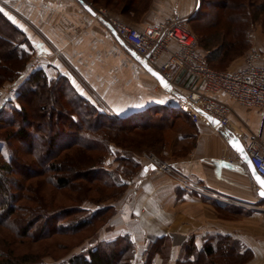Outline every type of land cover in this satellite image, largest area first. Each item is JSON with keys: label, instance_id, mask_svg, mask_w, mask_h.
Wrapping results in <instances>:
<instances>
[{"label": "crops", "instance_id": "obj_1", "mask_svg": "<svg viewBox=\"0 0 264 264\" xmlns=\"http://www.w3.org/2000/svg\"><path fill=\"white\" fill-rule=\"evenodd\" d=\"M197 3L153 0L139 22L128 21L143 28L173 11L189 19ZM0 8L27 34L31 42L27 48L41 59L37 66L28 62L23 76L35 69H43L49 79L64 75L79 94L93 103L55 54L54 50L59 49L115 113L113 118L129 116L143 121L150 115L164 114L166 122L157 153L182 173L232 199L185 190L137 151L134 158L139 165L135 173L132 177L121 176L128 182L125 193L103 203L115 208L103 227L104 232L110 228L105 232L110 237L103 239L129 234L136 246L135 257L143 258L146 247L163 238L167 248L164 253L154 254L152 264H180L179 257L193 259L189 249H201L211 238L227 235L249 254L245 264H264V197L258 193L259 185L247 162L228 142L231 135L244 141L245 130L258 129L262 114L259 106L239 104L219 92L217 97L233 107L231 126L217 127L204 118L194 121L178 110L189 90L202 86L201 81L175 67L171 85L162 86L135 51L96 12L87 9L83 0H0ZM251 41L264 49V37L257 28L252 30ZM5 100L4 96L0 99V107ZM118 150L121 148L112 146L106 157L107 168L119 164ZM222 156L233 161L223 160ZM226 209H244L245 213L223 216L221 211Z\"/></svg>", "mask_w": 264, "mask_h": 264}, {"label": "trees", "instance_id": "obj_2", "mask_svg": "<svg viewBox=\"0 0 264 264\" xmlns=\"http://www.w3.org/2000/svg\"><path fill=\"white\" fill-rule=\"evenodd\" d=\"M85 1L139 22L153 0ZM198 4L188 22L205 18V28L193 31L207 50L210 63L228 68L251 45L253 25L264 18V0H198ZM27 46H31L27 34L0 11V88L7 82L19 84L11 114H2L0 107V232L12 253L17 244L51 237L89 231L82 240L93 238L115 212L113 205L103 203L125 193L128 182L121 176L132 177L139 165L134 158L136 150L126 144H132L135 135H144V130L161 129L166 122V116L160 113L143 121L129 116L108 117L79 94L64 75L49 79L43 69H35L21 80L32 54ZM112 143L121 151L116 152L119 164L110 169L105 161ZM46 185L68 189L75 201L51 207L53 199L48 197ZM93 189L107 199L90 197L88 192ZM166 248L163 238L150 243L142 264H152L154 254L164 253ZM189 251L193 259L179 257L180 264H245L249 257L239 242L227 235L211 238L201 249ZM135 253L130 235L120 234L97 240L58 264H132ZM21 255V261L9 257L2 258L0 264H42L28 251Z\"/></svg>", "mask_w": 264, "mask_h": 264}, {"label": "built area", "instance_id": "obj_3", "mask_svg": "<svg viewBox=\"0 0 264 264\" xmlns=\"http://www.w3.org/2000/svg\"><path fill=\"white\" fill-rule=\"evenodd\" d=\"M92 7L125 44L144 57L166 78L171 80L173 70L177 67L190 72L201 81L200 88L189 90L186 101L178 112L189 114L194 121L201 118L207 119L196 109V105L217 118L219 127L226 128L231 126L233 107L219 99L217 93L225 92L239 104L259 106L262 109L260 125L256 131L245 130L243 142L256 171L264 177V50L251 46L245 52L242 64L238 67L217 68L208 60L207 50L200 46L188 19L177 11H173L157 23L140 28L108 8ZM54 51L70 75L81 85L88 98L105 115L113 117L115 113L76 67L59 49ZM40 62L41 59L36 57L33 65ZM15 85L16 83L10 84V92L15 90ZM146 156L147 161L154 168L169 174L185 190L214 196L218 199L223 197L224 200L232 201L231 198L224 197L193 176L182 173L170 162L156 154L152 153ZM221 158L233 161L231 157L222 156Z\"/></svg>", "mask_w": 264, "mask_h": 264}, {"label": "rangeland", "instance_id": "obj_4", "mask_svg": "<svg viewBox=\"0 0 264 264\" xmlns=\"http://www.w3.org/2000/svg\"><path fill=\"white\" fill-rule=\"evenodd\" d=\"M97 7H105V6H97ZM105 8H107V7H105ZM124 19H126V18H124ZM126 20L128 21V19H126ZM204 20H205V18L201 17L200 20H196L194 22L189 23L191 29L194 31H195V29H196V31L197 30H203L206 26V24L204 23L205 22ZM253 28H257L260 31L261 36L264 37V18L262 17L260 19H257L253 25ZM251 46L257 47L252 41H251V45L249 47H251ZM257 48H259V47H257ZM260 49H262V48H260ZM245 52H244V54H245ZM244 54L241 57H239L238 59H236V60L232 61L230 64H228L227 67H232V68L238 67L243 61ZM33 55L34 54L32 52L28 62L34 63V60L36 59V57ZM35 66H37V65H35ZM25 77L26 76L24 75V77L21 80H24ZM19 83H21V81ZM10 84H12V82H7L3 87L0 88L1 89L0 90V99H2L3 96H4V98H7V101L5 100L6 103L1 105V107H2L1 113L4 115H10L12 112L13 106L17 104L16 102H14V98H15L14 93L16 92L17 86L19 84L16 83L15 90L11 91V92L9 91ZM143 132H146V133L144 135H142L141 137L139 135H135L134 136L135 141L132 140L131 141L132 144H130L128 142L126 145L128 147L136 150V152L138 151V152L142 153V155L146 159H147L146 155L152 154V153L163 158L162 156H160L157 153L159 141L161 138L160 136L162 134V129H159V130L149 129V130H144ZM136 142H138V144ZM112 146L119 147L118 145H116L114 143H112ZM1 149L4 153V155L7 156L8 151H7V149L3 143L1 144ZM1 159H3V158H1V156H0V160ZM163 159H165V158H163ZM105 163L107 164V161H105ZM161 172H163V171H161ZM163 173H166V172H163ZM45 189H46V193L48 194V197L51 196V198L53 199V201L51 203V207L55 208V207L61 206V205H68V204H71L73 201H75L74 196L70 193V191L68 189L57 190L56 188L53 187V185L52 186L46 185ZM88 193H89L90 197H93V199H99V197H101V199H103V200L107 199L105 194L101 195L100 192L96 191L95 189L89 191ZM66 195H69L72 198H68V196H66ZM109 200H112V199H109ZM85 204L87 206H90L92 209L95 208L92 203H90V204L85 203ZM221 212L223 213V216L225 214L228 216H229V214L242 216V215H244L245 210L244 209H236V211H234V210L230 211V210L226 209V210H222ZM104 229L102 228L93 238H91L88 241L87 240L83 241L82 239H83V236L88 234L89 231L82 233V234H78L76 236H67V237H61L60 236V237H58V239L55 237H53V238L51 237V238H48V239H45L42 241H35V242L33 241V243H29V244L28 243L27 244H17L18 245V246L16 245L17 247L14 245L15 248L13 250V253L10 251L7 240L5 239L6 238L5 235L0 232V261H2V258L5 259V258H9V257H11L10 260H13V261H19L20 260L21 261L23 259L22 256H24L21 254H24V252L28 251L31 254V256H38V258L42 262V264H58L62 261L67 260L74 253L82 250L83 248L90 246L93 242H96L97 240H101L103 238L110 237V235L107 234L108 230L110 228H108V229L106 228L107 233H105L106 231L104 232ZM32 258H34V257H32ZM142 260H143V258H140L137 256L133 260L132 264H142Z\"/></svg>", "mask_w": 264, "mask_h": 264}, {"label": "water", "instance_id": "obj_5", "mask_svg": "<svg viewBox=\"0 0 264 264\" xmlns=\"http://www.w3.org/2000/svg\"><path fill=\"white\" fill-rule=\"evenodd\" d=\"M83 2H84V5L87 7V9H89L90 11H92V12H95V10L93 9V7L91 6V4H89L87 1H85V0H83ZM198 3H197V7H196V9L198 8ZM135 56L138 58V60L143 64V66L145 67V68H147L148 70L149 69H151V71L149 70V72L151 73V74H153V76H155L156 78H157V80L160 82V84L162 85V86H164L165 87V82L167 83V85L168 86H170L171 85V82H170V80L168 79V78H166L158 69H156L155 67H153V66H151L147 61H146V59L144 58V57H142L141 55H139L137 52H135ZM155 73V74H154ZM156 74H158V75H156ZM161 77L163 78L162 80H161ZM195 107H196V109L203 115V116H205L206 118H207V120L209 121V122H211V124H213L214 126H217V127H219V124L218 123H215V121H218V119L217 118H215V117H213L212 115H210V114H208V113H206L203 109H201L200 107H198V106H196L195 105ZM228 142H229V144L239 153V155L241 156V158H243V160L245 161V162H247V164H248V166H249V169H250V172H251V174H252V176H253V178L255 179V181L257 182V184L259 185V189H258V193L261 191V185L259 184V182L256 180V175H259V176H261L257 171H256V169H255V173L253 172V168H255L254 167V165L252 164V162H251V159H250V156H249V154H248V152L246 151V148H245V146H244V143H243V141L238 137V136H236V135H231L230 137H229V139H228ZM235 144H238V145H242V147H243V152H241V151H239L238 149H237V147H235L234 145ZM245 154H246V156H247V159H245ZM250 161V162H249ZM262 177V176H261ZM262 178H264V177H262Z\"/></svg>", "mask_w": 264, "mask_h": 264}, {"label": "snow or ice", "instance_id": "obj_6", "mask_svg": "<svg viewBox=\"0 0 264 264\" xmlns=\"http://www.w3.org/2000/svg\"><path fill=\"white\" fill-rule=\"evenodd\" d=\"M0 11H3V9L2 8H0ZM150 71H151V69H149ZM155 74V73H154ZM156 75H158V74H156ZM163 78L161 77V80H162ZM165 87H168V85H167V83L165 82ZM161 103H163V101H161ZM215 123H219L218 121H215ZM235 147H237V149L239 150V151H241V152H243V147H242V145H238V144H235L234 145ZM245 159H247V156H246V154H245ZM250 162V161H249ZM154 167V166H153ZM145 171H147V169H145ZM253 172L255 173V168H253ZM256 180L259 182V184L261 185V191L259 192V195L260 196H262V197H264V178H262L261 176H259V175H256Z\"/></svg>", "mask_w": 264, "mask_h": 264}]
</instances>
